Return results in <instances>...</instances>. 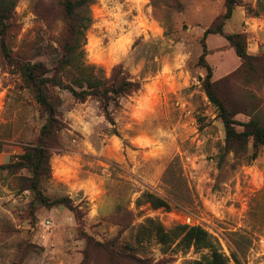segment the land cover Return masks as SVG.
Masks as SVG:
<instances>
[{
  "label": "rangeland",
  "instance_id": "obj_1",
  "mask_svg": "<svg viewBox=\"0 0 264 264\" xmlns=\"http://www.w3.org/2000/svg\"><path fill=\"white\" fill-rule=\"evenodd\" d=\"M34 1L18 2V28L7 41L23 49L24 59L52 66L56 55L46 48L47 35H39ZM225 3L92 5L88 61L108 77L122 64L143 86L121 98L119 107L111 105L118 135L109 134L112 125L97 100L80 102L57 89L64 128L53 135L51 172L40 189L51 201L69 198L74 209L45 205L25 188L32 172L11 167L37 143L46 117L3 56L0 35V264H192L207 250L164 245L156 235L157 225L168 230L179 223L203 226L231 264H264V144L254 147L250 141L244 152L225 151L224 123L202 85L203 34L225 13ZM238 3L225 33H245L248 51L263 54L264 0ZM206 42L215 80L240 67L224 35L211 33ZM258 79L241 76L225 89L232 101L264 97V81ZM235 119L247 122L249 116L239 113ZM146 192L171 207L155 208Z\"/></svg>",
  "mask_w": 264,
  "mask_h": 264
},
{
  "label": "trees",
  "instance_id": "obj_2",
  "mask_svg": "<svg viewBox=\"0 0 264 264\" xmlns=\"http://www.w3.org/2000/svg\"><path fill=\"white\" fill-rule=\"evenodd\" d=\"M19 1L0 0L1 51L11 66L19 71L25 87L33 94L46 120L41 127L37 143L28 145L25 152L17 157L18 162L11 167L28 168L32 172V175L26 178L28 184L25 188L33 191L45 205H64L74 209L69 198L51 201L40 189L41 179L51 172L53 135L64 128L61 112L63 99L57 89L67 90L80 102L89 98L97 100L112 125L108 129L109 134L118 135L111 105L119 107L121 98L139 91L143 83L133 79L122 64L114 66L111 76L108 77L103 67L88 61L86 33L93 22L92 5L98 0H35L32 7L40 22L39 35L42 31L47 35L50 41L46 48L54 52L56 58L52 66L42 60L24 59L23 49L19 46L14 50L7 41L8 36L18 28L16 7ZM238 5V0H226L225 13L204 31L203 52L199 58V64L206 69L205 77L201 78L202 85L210 101L216 105L224 123L227 152H244L250 141L254 147L264 144V97L251 94L250 100L232 101L225 89L227 84H235L241 76H258V80L264 81V53L251 54L248 51L245 33H225V23L232 18ZM261 10L257 2L254 15L259 16ZM211 33L224 35L242 61L236 71L218 80L214 79V69L206 58V40ZM239 113L247 114L249 120L238 122L235 116ZM237 124L243 129L239 131ZM257 151H254L252 157L257 156ZM145 195L155 208L171 207V203L161 196L152 192H146ZM156 235L164 245L177 243L186 249L194 247L201 251L207 250L201 259L192 261V264H231L230 258L221 251L213 236L201 225L179 223L166 230L159 224L156 227ZM233 259L239 263V257L234 251Z\"/></svg>",
  "mask_w": 264,
  "mask_h": 264
},
{
  "label": "crops",
  "instance_id": "obj_3",
  "mask_svg": "<svg viewBox=\"0 0 264 264\" xmlns=\"http://www.w3.org/2000/svg\"><path fill=\"white\" fill-rule=\"evenodd\" d=\"M236 10V9H235ZM235 13V12H234ZM239 57V56H238ZM240 58V57H239ZM241 59V58H240Z\"/></svg>",
  "mask_w": 264,
  "mask_h": 264
}]
</instances>
